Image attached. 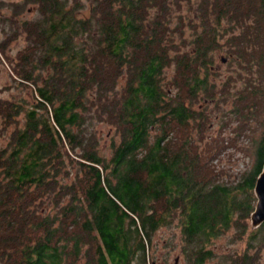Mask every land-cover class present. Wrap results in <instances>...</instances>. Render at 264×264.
<instances>
[{
    "label": "trees",
    "instance_id": "16d2710c",
    "mask_svg": "<svg viewBox=\"0 0 264 264\" xmlns=\"http://www.w3.org/2000/svg\"><path fill=\"white\" fill-rule=\"evenodd\" d=\"M31 1L35 18L11 22L26 37L11 70L36 96L25 109L0 101L12 124L0 145V264H146L153 232L171 223L191 264L231 229L248 247L232 263L256 264L264 222L248 232V219L264 136L251 171L215 182L196 138L207 117L192 105L215 99L208 74L223 49L244 71L239 128L262 121L264 0H89L87 15L77 2ZM183 2L196 7L187 44L184 21L172 26ZM99 124L113 131L109 156Z\"/></svg>",
    "mask_w": 264,
    "mask_h": 264
},
{
    "label": "rangeland",
    "instance_id": "374dc122",
    "mask_svg": "<svg viewBox=\"0 0 264 264\" xmlns=\"http://www.w3.org/2000/svg\"><path fill=\"white\" fill-rule=\"evenodd\" d=\"M68 2L70 5L77 2L83 7L82 13L88 14L89 0H69ZM0 4V101L20 102L25 109L33 102L36 95L32 86L22 82L11 70V63H15V54L26 45L24 31L21 27H14L11 22L12 20L22 22L34 19L38 12L37 3L31 0H0ZM193 5L195 4L183 2L179 8L176 7L172 12V26L179 23V17L184 21L182 36L185 37L186 44L189 43L191 34L194 35L187 21L188 18L194 16L196 7ZM180 37L175 34V41L180 43ZM223 57L224 60H222ZM210 67L211 72L208 77L209 80L215 82L216 97L213 101L208 102L199 99L192 105L194 109H201L207 117L206 126L203 129L204 135L201 138L199 136L196 138L201 139L197 141L199 149H204L209 153L205 159L208 168L214 173L215 182L232 184L241 180L240 177L243 174L252 170L255 160L254 152L264 136V117L262 114V121L245 122L239 128L240 120L237 113L234 112L239 101L234 96L241 89L245 78L243 76L240 79L237 73L244 74V71L223 49L213 52ZM173 74L172 67H167L164 70L163 83L169 90L172 88L169 80L172 79ZM96 128H98L100 136L101 150L109 156L113 131L105 124H99ZM11 130L12 124L6 123L0 116L1 146L6 144ZM248 223L249 232L252 230L250 219H248ZM151 237L146 264H191L184 254V241L180 228L174 223L158 228ZM245 241L246 236L242 240L236 239L233 229L218 236L210 246L214 257L207 258L204 264H233L234 254H241L247 250ZM226 256L231 257L227 258ZM82 262L81 259L77 264ZM255 263L264 264V250Z\"/></svg>",
    "mask_w": 264,
    "mask_h": 264
},
{
    "label": "water",
    "instance_id": "95a60500",
    "mask_svg": "<svg viewBox=\"0 0 264 264\" xmlns=\"http://www.w3.org/2000/svg\"><path fill=\"white\" fill-rule=\"evenodd\" d=\"M222 60H224V58ZM254 195L256 197V202L249 216L250 227L252 229L259 227L264 222V162L255 180Z\"/></svg>",
    "mask_w": 264,
    "mask_h": 264
}]
</instances>
